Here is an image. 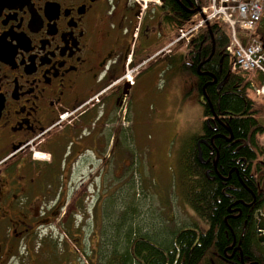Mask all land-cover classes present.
<instances>
[{
  "label": "flooded vegetation",
  "instance_id": "obj_1",
  "mask_svg": "<svg viewBox=\"0 0 264 264\" xmlns=\"http://www.w3.org/2000/svg\"><path fill=\"white\" fill-rule=\"evenodd\" d=\"M195 6L198 0H0V264H45L49 257L50 264L103 263L93 238L107 232L109 187L125 177L122 143L129 117L138 118L136 104L149 100L162 73L192 76L196 84L204 77L203 88L217 82L200 71L202 63L190 75L188 56L173 46L176 25ZM263 26L257 32L264 43ZM211 49L204 63L213 42ZM143 122L151 127L154 118ZM195 137L199 165L210 163L204 149L215 157L205 175L221 179L214 141L232 146V134L202 130ZM249 166L256 193L239 183L250 196L246 211L259 199L253 232L264 249V152ZM79 235L86 238L83 262L76 260ZM235 248L230 264H257Z\"/></svg>",
  "mask_w": 264,
  "mask_h": 264
},
{
  "label": "trees",
  "instance_id": "obj_2",
  "mask_svg": "<svg viewBox=\"0 0 264 264\" xmlns=\"http://www.w3.org/2000/svg\"><path fill=\"white\" fill-rule=\"evenodd\" d=\"M198 4L202 6L203 0H198ZM190 17L184 15L179 26L189 21ZM198 36L190 43L188 71L190 75H195L197 67L202 63L200 71L212 74L217 81L213 86L203 88L204 77L198 76L197 84L194 82L191 88L204 100V104L201 103L202 130L204 134L217 133L225 137L232 134L233 141H236L232 146L214 141L219 151L216 168L221 179L215 176L209 179L205 175L204 170H212L211 162L215 158L210 155V151H203L204 158L210 162L208 168L199 165L194 143L185 154L186 163L180 179L182 197L206 227L204 230L196 225L178 228L167 240L157 241L141 233L133 224L126 228L127 214L111 226L108 206L105 205L103 211L109 223L107 232L113 233L108 242L99 241L97 257L102 264H230L236 246L241 247L245 263L250 261L264 264V249L260 247L253 232V215L259 210V199L251 211H246L244 204L250 196L239 183L243 181L245 186L252 187L253 193H256V185L249 176V162L256 152L259 155L263 153L256 140V136L264 132V127L256 119V114L262 113L263 107L259 108L249 98V82H244L247 76L231 72L232 61L225 53L229 43L226 29L219 24H212L209 30H202ZM211 42L214 53L204 63L212 51ZM256 76L261 80L260 75ZM212 113L219 118L220 124L215 121L216 118L209 119ZM258 167L256 165L255 171ZM233 168L237 170L238 176ZM246 179H251L252 183H245ZM237 213H240L239 218L235 216ZM165 241L168 242L167 246L163 245ZM233 257L238 260V253Z\"/></svg>",
  "mask_w": 264,
  "mask_h": 264
},
{
  "label": "rangeland",
  "instance_id": "obj_3",
  "mask_svg": "<svg viewBox=\"0 0 264 264\" xmlns=\"http://www.w3.org/2000/svg\"><path fill=\"white\" fill-rule=\"evenodd\" d=\"M207 3L208 0H203V6H207ZM263 24L264 12L258 26ZM180 50L175 49V52L178 54ZM250 76L244 82H252L253 75ZM189 79L192 83L194 77L181 79L179 76L176 81L174 72L162 73L149 100L143 99L136 104L138 118L132 120L129 117L122 143L126 153V175L119 185L109 187L106 198L111 226L127 214L126 228L133 224L141 233L157 241L167 240L178 228L196 225L204 230L206 227L185 203L180 180L186 163L185 154L191 149L194 137L202 133L203 122L201 99L191 90V84L187 83ZM255 102L259 108L264 107V100ZM129 109L131 111L132 106ZM132 112L135 113V110ZM146 115L154 118L151 127L143 122ZM263 115L256 114L262 126ZM256 140L264 152V132L257 135ZM260 183L264 185L262 180ZM48 222L47 219L45 225ZM111 233L94 235L93 245L98 240L108 242ZM78 237L77 243L82 250L79 245L76 260L83 262L81 256L86 238L83 235ZM90 237L87 236L89 241ZM75 240L69 242L70 247H75ZM166 242L164 246H167ZM50 261L51 257L47 258L45 264H50Z\"/></svg>",
  "mask_w": 264,
  "mask_h": 264
},
{
  "label": "built area",
  "instance_id": "obj_4",
  "mask_svg": "<svg viewBox=\"0 0 264 264\" xmlns=\"http://www.w3.org/2000/svg\"><path fill=\"white\" fill-rule=\"evenodd\" d=\"M263 8L264 0H210L209 5L201 11L203 19L194 24L190 32L208 22L227 24L232 30V42L226 51L234 57L235 68L245 72L259 71L264 76V47L254 35ZM240 33L247 35L245 45L237 37ZM185 35L181 32V36ZM253 55L257 60L252 58ZM256 93L264 95V80Z\"/></svg>",
  "mask_w": 264,
  "mask_h": 264
},
{
  "label": "bare ground",
  "instance_id": "obj_5",
  "mask_svg": "<svg viewBox=\"0 0 264 264\" xmlns=\"http://www.w3.org/2000/svg\"><path fill=\"white\" fill-rule=\"evenodd\" d=\"M209 2H210V0H208L207 6L209 5ZM262 14H263V13H262ZM262 14H261V15H262ZM191 38H192V37H191ZM231 42H232V37L229 36V43H228V44H230ZM238 42H239V40H238ZM226 47H227V46H226ZM225 53L227 54L226 50H225ZM227 55H228V54H227ZM252 58H253L254 60H257V57H256L255 55H253ZM258 70H260V69H258ZM256 74L260 75L262 81L264 80V76L262 75V73H260L259 71H257ZM253 80H254V77L252 78V82H251V81L249 82V87H252V83H254ZM199 155H200V154H198V156H199Z\"/></svg>",
  "mask_w": 264,
  "mask_h": 264
},
{
  "label": "water",
  "instance_id": "obj_6",
  "mask_svg": "<svg viewBox=\"0 0 264 264\" xmlns=\"http://www.w3.org/2000/svg\"><path fill=\"white\" fill-rule=\"evenodd\" d=\"M190 13H195V11H190ZM212 52H213V50H212ZM198 160H199V162L202 163V160H201V156H200V155L198 156ZM257 216H258L259 219H262L259 213L257 214ZM262 229H263V228H262V224H259V225H258V231L261 232ZM259 234H260V233H259ZM261 242H262V241H261Z\"/></svg>",
  "mask_w": 264,
  "mask_h": 264
},
{
  "label": "crops",
  "instance_id": "obj_7",
  "mask_svg": "<svg viewBox=\"0 0 264 264\" xmlns=\"http://www.w3.org/2000/svg\"><path fill=\"white\" fill-rule=\"evenodd\" d=\"M263 25H264V24H263ZM263 25H262V26H263ZM258 27H260V26H258ZM263 27H264V26H263ZM157 112H159V111H157Z\"/></svg>",
  "mask_w": 264,
  "mask_h": 264
}]
</instances>
